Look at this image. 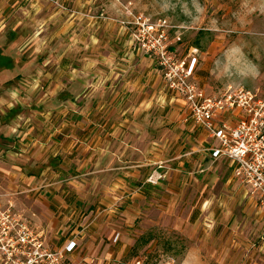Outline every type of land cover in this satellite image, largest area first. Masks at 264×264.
<instances>
[{"label": "crops", "instance_id": "crops-1", "mask_svg": "<svg viewBox=\"0 0 264 264\" xmlns=\"http://www.w3.org/2000/svg\"><path fill=\"white\" fill-rule=\"evenodd\" d=\"M81 3L0 0V204L50 248L74 240L67 264L86 249L119 258L141 214L172 213L202 198L214 167H228L224 204L252 212L253 197L230 162L211 155L219 141L167 88L157 60L130 28ZM240 114L219 119L234 125ZM29 191L28 203L43 211L21 205Z\"/></svg>", "mask_w": 264, "mask_h": 264}, {"label": "rangeland", "instance_id": "rangeland-1", "mask_svg": "<svg viewBox=\"0 0 264 264\" xmlns=\"http://www.w3.org/2000/svg\"><path fill=\"white\" fill-rule=\"evenodd\" d=\"M83 3L80 5L88 7L95 16L111 17L132 33L136 28L133 21L139 15L156 26L166 22L171 50L180 58H195L194 79L210 95L243 87L264 97V0ZM158 68L163 74L160 65ZM225 172L229 173L226 164L214 167L207 181L208 193L202 198L196 195L192 204L176 205L172 213L149 210L141 214L131 228L137 229L135 241L119 258L101 257L104 248L93 257L86 254V249V256L76 264H261L264 208L250 193L255 205L250 213L224 204L229 195ZM28 193L32 194H21V205L43 211L42 205L32 198L28 203ZM204 198L209 203L203 208ZM84 238L85 243L86 234ZM236 242H241V247L236 249Z\"/></svg>", "mask_w": 264, "mask_h": 264}, {"label": "built area", "instance_id": "built-area-1", "mask_svg": "<svg viewBox=\"0 0 264 264\" xmlns=\"http://www.w3.org/2000/svg\"><path fill=\"white\" fill-rule=\"evenodd\" d=\"M133 33L138 48L158 60L167 88L183 96L191 117L219 141L211 149L214 159H227L233 174L264 208V97L243 87L220 95H207L195 81V58H180L171 50L166 22L158 26L143 16L135 17ZM239 110L237 124L220 120L221 114ZM76 247L70 240L63 248L48 247L10 207L0 205V259L3 264H67Z\"/></svg>", "mask_w": 264, "mask_h": 264}]
</instances>
